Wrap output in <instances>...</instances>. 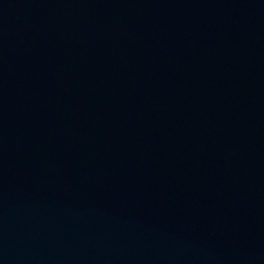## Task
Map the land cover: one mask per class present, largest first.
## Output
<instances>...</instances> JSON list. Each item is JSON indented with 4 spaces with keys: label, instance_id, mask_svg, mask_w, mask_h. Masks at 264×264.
Listing matches in <instances>:
<instances>
[{
    "label": "water",
    "instance_id": "obj_1",
    "mask_svg": "<svg viewBox=\"0 0 264 264\" xmlns=\"http://www.w3.org/2000/svg\"><path fill=\"white\" fill-rule=\"evenodd\" d=\"M0 264H264V0H0Z\"/></svg>",
    "mask_w": 264,
    "mask_h": 264
}]
</instances>
